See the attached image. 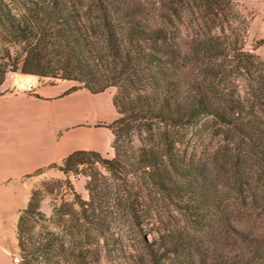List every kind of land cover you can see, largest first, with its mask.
<instances>
[{"label": "trees", "instance_id": "16d2710c", "mask_svg": "<svg viewBox=\"0 0 264 264\" xmlns=\"http://www.w3.org/2000/svg\"><path fill=\"white\" fill-rule=\"evenodd\" d=\"M239 7L0 0V85L21 73L114 87L118 114L113 157L76 150L59 166L90 169L66 228L40 224L31 190L20 264H264V57ZM202 116L220 137L204 155L189 135Z\"/></svg>", "mask_w": 264, "mask_h": 264}, {"label": "crops", "instance_id": "0c3cea01", "mask_svg": "<svg viewBox=\"0 0 264 264\" xmlns=\"http://www.w3.org/2000/svg\"><path fill=\"white\" fill-rule=\"evenodd\" d=\"M108 92L92 93L68 80L48 84L37 75L7 74L0 85V256L17 241L19 213L33 186L27 177L76 150L111 152L114 136L108 126L118 114L113 105L111 122L101 120L102 95ZM106 131L110 151L100 148ZM6 264H13L8 256Z\"/></svg>", "mask_w": 264, "mask_h": 264}, {"label": "rangeland", "instance_id": "374dc122", "mask_svg": "<svg viewBox=\"0 0 264 264\" xmlns=\"http://www.w3.org/2000/svg\"><path fill=\"white\" fill-rule=\"evenodd\" d=\"M240 9L248 17L249 29L246 37V47L255 49L256 53L264 57V0H237ZM21 74V73H18ZM42 78V77H40ZM60 79L44 78V82L48 84L55 83ZM74 82V81H73ZM77 83V82H75ZM109 92L102 95L103 109L101 120L104 123H109L115 116L113 108V97L116 93V88L111 87ZM93 121V120H92ZM215 122L211 118L202 116L194 125L189 128L192 146L196 145L195 150L200 155L212 151L220 142V137L217 135V129L213 124ZM101 136L100 148L110 151L109 144L112 137L109 131ZM194 143V144H193ZM105 157L111 158L114 156L113 149L109 154H103ZM60 164L44 169L41 173L27 177L33 186L32 189H38V198L41 202V211L46 215L47 221H44L41 215L37 216L40 224L58 228V225L66 228L72 221V213L79 208L78 202L89 199V192L86 188L90 169L88 165L82 166L78 174H64L60 169ZM23 188L21 192H23ZM31 192L29 193V199ZM36 230L39 227L35 228ZM70 229H67L69 231ZM13 240V239H12ZM18 256L20 262H15L14 257ZM6 256L11 259V263L20 264L22 262V254L18 248V240L10 241V246L6 248V253L0 256V264H6Z\"/></svg>", "mask_w": 264, "mask_h": 264}, {"label": "built area", "instance_id": "2783aa9c", "mask_svg": "<svg viewBox=\"0 0 264 264\" xmlns=\"http://www.w3.org/2000/svg\"><path fill=\"white\" fill-rule=\"evenodd\" d=\"M14 261H15V262H20V258L16 255V256L14 257Z\"/></svg>", "mask_w": 264, "mask_h": 264}]
</instances>
